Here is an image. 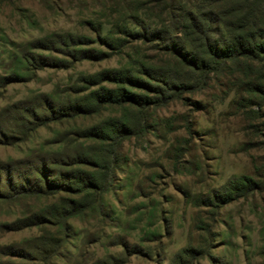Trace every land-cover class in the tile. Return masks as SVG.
I'll list each match as a JSON object with an SVG mask.
<instances>
[{"label": "rangeland", "instance_id": "1", "mask_svg": "<svg viewBox=\"0 0 264 264\" xmlns=\"http://www.w3.org/2000/svg\"><path fill=\"white\" fill-rule=\"evenodd\" d=\"M171 11V0H0V168L33 152L47 155L69 144L94 145L76 140L73 131L121 117L124 108L106 106L61 121H53L51 111L102 87L115 88L88 80L104 70L177 64L158 44L125 34L167 25ZM67 34L90 39L82 47L102 50L106 58L32 45ZM104 37L125 42L107 47ZM36 55L47 63L28 64L23 58ZM248 64L253 68L247 72L229 64L211 73L204 87L150 105L147 132L123 140L118 148L122 163L112 191L93 210L68 218L65 236L52 218L19 231L4 225L73 195H0V247L37 236L53 239L26 264H264V99L249 89L251 83L264 86V63ZM37 106L50 120L23 137L24 123L32 126L41 119L42 114L24 120L25 112ZM60 135L64 140L56 142ZM25 170L20 166L17 175ZM241 176L259 186L215 208L196 204L200 196L230 193L229 182ZM7 185L4 176L0 193L7 192Z\"/></svg>", "mask_w": 264, "mask_h": 264}, {"label": "trees", "instance_id": "2", "mask_svg": "<svg viewBox=\"0 0 264 264\" xmlns=\"http://www.w3.org/2000/svg\"><path fill=\"white\" fill-rule=\"evenodd\" d=\"M171 1L172 11L167 25L127 29L125 34L144 43L158 44L162 51L177 60V64L161 67L142 64L137 70H104L90 76L88 80L92 83L107 82L115 85V88L102 87L85 97L62 104L58 111L52 110L53 121L90 115L111 105L122 107L125 111L121 117L109 118L73 131L76 140L92 141L94 145L69 144L53 154L33 152L13 164L3 165L0 168V182L4 176L8 182L7 192L0 193L4 197H10L11 191L22 197L40 198L60 193L74 196L63 197L58 203L31 211L29 216L4 225L5 230L19 231L47 223L52 218L61 225L65 236L69 230L66 225L68 218L83 216L85 212L93 210L101 196L112 191L115 174L122 163L118 148L123 140L131 136L140 137L147 132L150 105L166 103L173 97L204 87L211 73H221L229 64L233 69L247 72L253 68L248 61L264 63V0ZM89 40L80 35H52L32 45L40 50H62L59 52L76 57L106 58L107 54L102 50L82 47ZM124 42V39H102V44L107 47L120 48ZM23 58L28 64L32 62L43 66L47 63L43 55ZM249 89L252 94L264 99V86L260 83H251ZM41 114V109L34 107L25 112L24 120L34 119ZM46 116L42 114L41 119H36L38 123L32 126L24 123L22 136L26 137L37 126H45L50 120ZM65 135H60L56 142H62ZM20 166L26 170L17 175ZM11 179L14 182L9 183ZM256 186L259 183L254 179L241 176L233 183L229 182L227 191L230 193L207 198L200 196L196 204L215 208L219 202L228 203L233 200V196L249 192ZM52 240L37 236L21 244L0 247V264L31 261Z\"/></svg>", "mask_w": 264, "mask_h": 264}]
</instances>
